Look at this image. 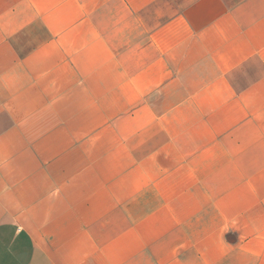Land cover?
<instances>
[{"label":"crops","instance_id":"0c3cea01","mask_svg":"<svg viewBox=\"0 0 264 264\" xmlns=\"http://www.w3.org/2000/svg\"><path fill=\"white\" fill-rule=\"evenodd\" d=\"M0 264H264V0H0Z\"/></svg>","mask_w":264,"mask_h":264}]
</instances>
